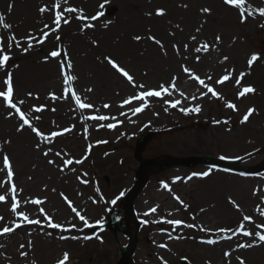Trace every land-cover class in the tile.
<instances>
[{
  "label": "rangeland",
  "instance_id": "rangeland-1",
  "mask_svg": "<svg viewBox=\"0 0 264 264\" xmlns=\"http://www.w3.org/2000/svg\"><path fill=\"white\" fill-rule=\"evenodd\" d=\"M56 2L0 0V14L5 16V22L12 25L8 30L0 24V37H4L5 45L12 44L11 49L6 48L12 59L6 68L0 69V82L5 79L6 72L12 73L13 102L24 100L21 110L30 118L37 115L41 117L39 121L33 120L41 131L46 134L64 128H72V131L55 138L51 143H42L38 150L35 147L38 138L27 127L23 132L17 131L22 122L15 110L9 109L0 98V168L3 167L2 156L7 154L15 173L13 182L17 185L16 198L21 201L18 212L24 211L30 218L40 219L41 224L46 225L39 212V208L43 207L53 222L66 228L72 224L76 227L62 232L60 229L23 224L12 233L0 235V264H12L15 258L20 259L21 264H57L65 252L69 254L67 264H117L129 238L124 228H109L108 217L112 212L125 217L123 202L135 185L137 171L143 164L154 160H187L197 156H212L240 167H253L264 161V27H261L264 17L257 11L264 8V0H246L248 4H245V8L252 15L245 23L240 22L239 11L225 6L223 0H108L102 9L105 15L95 21L75 17L80 16L79 10H82L83 16L90 18L101 11L99 5L104 0H59L61 11L67 7L78 10L71 14L64 13L71 23L64 25L62 22L59 32H51L43 44L33 40V47L28 52L22 51L27 45L24 37L32 34L39 39L42 36L41 29L49 31L44 29L45 24L54 27L52 21ZM10 4L13 6L11 11ZM184 4H187V8L182 6ZM44 6L50 10L41 13L39 9ZM202 8L211 9V14L202 13ZM157 9H164L165 15H155ZM108 21H111L108 27H103ZM85 23L94 24L95 27L81 30ZM177 24L182 31L175 27ZM198 27H201L199 33L195 31ZM13 35L20 41L21 47L12 42ZM57 35L60 36L59 40L55 38ZM136 35L144 38L136 41L133 39ZM149 35L160 39L164 49L161 50L148 40ZM192 35H196L197 41L201 43H209V51L196 53L194 48L198 43L190 39ZM217 35L221 37L218 44L215 41ZM176 43L181 46L179 54L172 47ZM183 43L189 45L187 52L183 49ZM53 50H60L62 56L67 51L73 64L69 71L78 77L73 87L98 112L76 109L71 99L50 98V93L60 96L63 87L57 62L60 58L48 55ZM164 51L167 52L166 56ZM253 53H259L260 59L249 68L247 61ZM106 56L129 71L137 85L157 88L159 84L167 85L173 77H177L178 91L163 99L148 98L144 102L147 107L139 113H134L132 109L142 107L140 101L121 107L125 98L142 89L133 87L112 69L105 60ZM197 56L200 57L199 62ZM224 56L228 57L227 61H223ZM181 65L189 67L194 74L214 87L223 99H216L211 94L200 98L206 89L184 73ZM232 69L231 80L223 85L215 83L226 74V70ZM241 73H245V76L238 88L234 81ZM208 76L212 77L210 81ZM53 82L56 85L50 86ZM244 86H252L256 91L237 98V92ZM87 88L93 91L86 92ZM180 91L185 93L187 99L179 95ZM28 92H32L33 97L27 96ZM36 96L39 99H35ZM193 96L198 98L193 100ZM175 100L182 101L176 108L165 103ZM227 102L236 104L238 110L226 107ZM105 103L111 107L105 109ZM40 105L45 106V111H29L32 106ZM195 107H200L201 111L187 114L180 111V108ZM52 108L56 111H51ZM249 108H255L256 111L247 122L241 123ZM122 112L126 115H121ZM95 114L115 116L119 123L82 119V116ZM121 119L129 120L131 128L125 130L126 126H120ZM112 122L117 123L114 129L95 126L97 123L106 125ZM146 132H150L151 136L140 157H137V141ZM23 137L25 140L21 144ZM98 140L107 143L97 145ZM89 144L93 146L90 154L86 151ZM49 148L52 151L48 157H44L43 151ZM21 149L26 154H21ZM56 152H60L63 159H81L84 155L88 158L83 164L70 166L75 168V172L67 168L60 172L57 165L62 167L63 164L61 157L55 156ZM48 159H54L56 164H48ZM84 172L88 173L86 177L82 175ZM204 172H210V175H193ZM78 176L88 183H81ZM239 179H251L253 184L245 192L235 189L233 192L226 191L224 196L202 192L207 182L227 186L230 181ZM5 180L6 172L0 171V182ZM165 184L170 190L164 187ZM150 186L167 194L166 203L170 205V213H143L140 197ZM10 188V183L0 186V195L7 198L6 202H0V216L4 218L0 221V229L4 226L15 227L13 222H19V218L11 212L13 201ZM61 193L72 201L73 206L87 217L93 227H84L83 222L72 215ZM176 196L184 203L177 201ZM28 198H40L46 202L42 205L24 204ZM228 199L240 206L239 210L235 207V212L240 214L239 219L229 216L232 208L227 204ZM261 212H264V168L250 176L202 164L150 169L144 174L141 189L133 204L132 229L136 238L133 264H164V261L167 264H183V260L189 264H238V256L246 264H264V242H260L256 235L264 234V228L256 227L264 224ZM200 214L215 220L208 229H215L216 226L236 229L230 219H234L238 226L244 215L250 216L252 220L245 222L251 226L253 233L255 230V240L245 241L231 232H203L166 222L180 219L195 224ZM225 235H231L232 239L222 238ZM61 236L67 239H60ZM85 236L90 239H84ZM205 237L218 241L210 245L213 250H217L214 254L202 249L199 241ZM29 241L32 242L30 247ZM253 241L258 243L259 253L252 250L256 246L238 247L240 243ZM8 244L12 252L6 247ZM21 244L25 245L24 249L20 248ZM225 244L231 245V248ZM21 251H26L28 255L19 257ZM225 252H231V256L226 257Z\"/></svg>",
  "mask_w": 264,
  "mask_h": 264
},
{
  "label": "snow or ice",
  "instance_id": "snow-or-ice-1",
  "mask_svg": "<svg viewBox=\"0 0 264 264\" xmlns=\"http://www.w3.org/2000/svg\"><path fill=\"white\" fill-rule=\"evenodd\" d=\"M108 2V0H104V3H101L99 5V8L101 9V11H98L95 15L91 16L90 18L84 17L83 16V12L82 10H79L81 12L80 16L75 17L76 19H80V20H84V19H91L93 21L95 20H99L100 17L105 15V12L102 11V9L105 7V4ZM223 4L225 6H229V7H233L235 9H237L239 11V16H240V22L241 23H245L248 19V17L250 15H252V13L250 11H247L245 8V4H246V0H223ZM184 8H187V4L182 5ZM13 6L10 4L9 5V11H11V8ZM61 9V4L59 2V0H57V2L54 5V19L52 21V25H54V27H52L49 24H45L44 25V29H49V31H44L43 29H41V33L42 36L41 38H37L36 36L32 35V34H28L26 37H24V39L27 41V45L26 47L22 48V51L24 52H28L32 47H33V43L32 41L35 40L37 43L39 44H43L45 40H47L48 36L51 34V32H59L60 28H61V24L63 22L64 25L70 24L71 23V19H69L67 16H65V12L68 14L71 13H75L78 10L72 7H67L65 8L63 11L60 10ZM50 9L48 8V6H44L41 7L39 9V11L41 13L47 12ZM246 11H247V15H246ZM259 15L261 17H264V8H260L257 10ZM202 13L205 14H211V9L209 8H202L201 9ZM155 15L157 16H163L165 15V10L164 9H157L155 12ZM111 21H108L107 23H105L103 25V27L107 28L108 24H110ZM0 24L3 25L4 29H8L10 30L12 28V25L5 22V16L3 14H0ZM95 25L94 24H90V23H85L82 26L81 30L84 29H90V28H94ZM177 29L179 30H183L180 28V25H176L175 26ZM202 27V25H201ZM201 27H198L195 29V31L197 33H199L201 31ZM261 27H264V25H261ZM171 35H174V33H171ZM56 40L60 39V36L57 35ZM144 37L140 36V35H136L133 37L134 40L136 41H140L141 39H143ZM147 39L152 41L153 43H155L156 45H158L160 47L161 50L164 49V44L162 43V41L160 39H157L155 36L149 35L147 36ZM190 39L192 41H197V36L196 35H192L190 37ZM11 40L13 43H15V45L17 47H21L20 41L17 40V38L15 37V35H13L11 37ZM216 43L218 44L221 41V37L219 35L216 36L215 38ZM198 46H196L194 48V51L196 53H200L201 51L203 52H208L210 45L207 42H199L197 41ZM183 49L185 52L188 51L189 45L188 43H183ZM12 44L9 43L7 45H5L4 42V37H0V69H4L8 66L9 61L12 59L11 55L9 54L8 51H6L7 49H11ZM173 49L175 50L176 54H179L181 51V46L179 43L173 44L172 45ZM165 56L167 55V52L164 51L163 53ZM49 57L51 58H60L57 62L59 64L60 67V72H61V76H62V91H61V95L57 96L55 93H50L49 96L52 100H73L76 109L79 110H94L96 112H98L99 110L95 108V106L90 103L87 102L85 99H83L79 94H77L76 89L73 87L74 82L78 79L77 76L72 75L70 73L69 70H71L73 68V64L71 62V58L68 57L67 51L65 50L63 52V56L60 50H53L51 51L49 54ZM200 57L197 56L196 60L197 62H199ZM258 59H260V54L259 53H253L251 54L250 58L248 59L247 63L249 68H251V66L254 64V62H256ZM105 60L107 61V63L111 66L112 69H114L117 73H119L122 77H124L127 82L132 85L133 87H138L140 89H142V91H140L137 94H133L130 97H127L123 100L121 107H124L125 105H131L133 104L134 101H140L142 103V107H135L133 108V112L134 113H139L142 112L144 110L145 107H147V104L144 103L148 98L151 97H155V98H160L163 99L164 96H172V94L174 92H177V86H176V79L177 77H173L168 83L167 85L165 84H159L157 86V88H147L144 84H139L137 85L135 83L134 80V76L131 75L129 73V71H127L124 67H122L116 60L112 59L111 57H105ZM228 57L224 56L223 57V61H227ZM66 65V68H65ZM182 71L186 74H188V76L193 79L194 81H196L200 86H202L204 89H206V92H202L200 94V98H202L203 96H207L208 94H211L212 97L216 98V99H223V96L221 95V93H219L214 87H212L209 83H206L204 79H202L199 75L194 74L189 67L187 66H183L181 65ZM234 72V69L232 70H226V74L222 75L221 77H219L215 83L219 84V85H223L225 84V82L229 81L232 79V74ZM146 74V73H145ZM245 73H241L236 80L234 81V84L240 88L241 87V81L244 79ZM207 79L210 81L212 79L211 76H208ZM86 92H92L93 89L91 88H87L85 90ZM256 90L254 87L252 86H244L241 88V90H239L237 92V98H243L245 97L246 94L249 93H254ZM179 95L185 99H187V97L185 96V93L180 91ZM13 96H14V81H13V75L11 72H6L5 73V79L0 82V98H2V101L7 103V107L9 109H14L15 110V114L18 115L19 120L22 122L18 125L17 127V131L18 132H23L25 127H27L28 129L31 130L32 133L35 134V136L38 138V142L36 143L35 147L36 149H40V145L42 143H51L53 140H55V138L64 135L67 132L72 131V128H64L62 131H51L50 133L46 134L45 132L41 131L40 128L36 127L33 123V120L39 121L41 119L40 116H32L30 118V116L28 114L25 113V111L21 110V105L24 104V100H18L16 102H13ZM27 96L29 97H33V93L32 92H28ZM198 97L193 96L191 97V99L195 100ZM35 99H39L38 96L35 97ZM165 103H169L170 106L172 108H176L178 105H180L182 103L181 100H175L174 102L172 101H165ZM103 107L105 109H108L111 107V105L105 103L103 105ZM226 107L237 111V106L234 103L231 102H227L226 103ZM29 111L31 113H41L43 111H45V106L44 105H40V106H32ZM51 111H56L55 108H52ZM181 112H185L190 113V112H196L199 113L201 111L200 107H195V108H180ZM256 111L255 108H249L246 112V114L243 115V118L241 120V123H245L249 120V117L252 116V114ZM11 115V113H10ZM121 115H126V113H121ZM83 120H92V121H97V122H101V121H117V117L115 116H109V115H103V114H95V115H88V116H82ZM117 123H119V121H117ZM117 123H108L106 125L104 124H99L98 127H107L108 129H114L117 126ZM217 123H219L217 121ZM74 127V126H73ZM87 128L85 129V134H87ZM6 143H11V141H6ZM97 145L99 144H104L107 143V141L105 140H98ZM92 145L89 144L87 147V153L90 154L91 149H92ZM52 151L51 148L43 151V156L44 157H48L49 153ZM67 155V154H65ZM55 156L57 157H61V153L60 152H56ZM88 158L87 155H84L81 159H73V158H67V159H63V157H61L62 159V164L63 166H59L57 165V167L59 168L60 172H64L65 169H70L71 171L75 172V168H70L71 165L73 164H83L84 160H86ZM225 157H221V159H224ZM47 163L50 165H55L56 161L54 159H48ZM2 165L3 167L0 168V171H5L6 172V176H7V180L0 182V186H2L3 183H10L11 188V198H12V205H11V212L17 216L19 218V222H13L15 224V227H9V226H4L2 229H0V235H4V234H8V233H12L14 232L16 229L20 228L23 226V224H31V225H41V220L40 219H32L29 217V215L24 212V211H17L18 208L21 207V201L19 199H17V185L16 183L13 182L15 173L13 170V164L11 159L9 158V156L7 154H4L2 156ZM84 177H86L88 175L87 172H84L82 174ZM193 175H200L203 177H207L208 175H210V172H204V173H193ZM78 180H80L81 183L87 184L88 181L81 179L80 176L77 177ZM189 179H191V177H189ZM165 188H168V185L165 184L164 185ZM170 190V189H169ZM20 191L22 192L23 189H20ZM53 191H55V189H53ZM258 191V190H257ZM63 199L67 202L69 208L71 209V211L73 213H75L76 217H78V219L80 221L83 222V226L86 228H91L94 225L91 224L89 222V220L87 219V217L85 215H83L80 211H78L76 209V207L73 206V203L71 200L68 199L67 196H65L63 193L60 194ZM175 199L177 201H179L181 204H183L184 202L182 200H180L179 196H176ZM7 198L4 195H0V202H6ZM46 201L40 198H28L24 200V204H32V205H42L44 204ZM112 203H115V201H112ZM230 203H232L234 205V207L237 208V210H239L240 206L238 204H236V202L234 200L230 199ZM259 210V209H258ZM152 212L156 211V208H152L151 209ZM39 212L43 215L44 221L46 222L47 227L53 228V229H60L62 232L63 231H69L73 228L76 227V225L72 224L70 225V227L66 228L64 225L60 224V223H56L53 222V219L51 216H49L45 211L44 208L41 207L39 208ZM261 215H264V212H261ZM4 218L2 216H0V221H2ZM193 219H195V217H193ZM252 217L244 215L242 217V222H240L238 224V227L236 229L233 228H227V227H221L216 229V233L220 234V233H229L231 232L233 235H243L245 237H250L253 236V232L250 230H246L245 225L243 223V221H251ZM168 224L174 225V226H183V227H187V228H198L199 231H203V232H211V229H207L205 228L203 225H196V224H188L185 223L184 221L180 220V219H169L166 221ZM257 228H264V224H260V225H256ZM48 235H51V233H48ZM258 236V240L260 242H264V234H260L257 233L256 234ZM73 239H75L76 237H72ZM222 238L224 239H228L231 240L232 236L231 235H225ZM60 239H67V237L65 236H61ZM84 239H90V237L85 236ZM202 243L208 244V245H214L216 244L218 241L215 239H207V240H202ZM29 247L32 245V242L29 241L28 242ZM254 246L253 243H240L238 244L239 248H252ZM25 245L21 244L20 248L24 249ZM161 247H166V245H161ZM20 255L22 257H26L28 255V253L26 251H21ZM224 255L227 256H231V252H225ZM238 261V264H246L245 260L242 257H237L236 258ZM69 260V254L67 252H65L63 254V258L59 259L57 261V264H67ZM34 264V262H33ZM164 264H167V261H164Z\"/></svg>",
  "mask_w": 264,
  "mask_h": 264
},
{
  "label": "bare ground",
  "instance_id": "bare-ground-1",
  "mask_svg": "<svg viewBox=\"0 0 264 264\" xmlns=\"http://www.w3.org/2000/svg\"><path fill=\"white\" fill-rule=\"evenodd\" d=\"M246 4H248V3L246 2ZM52 85H56V83L53 82V83L50 84V86H52ZM112 123H116V122H112ZM95 126H96V128H100V127H98V123ZM118 126H119V124H118ZM120 126H126V129L125 130H128V129L131 128L132 123L129 120L127 121V120L121 119V125ZM106 129H108V128H106ZM24 140L25 139L23 137L22 138V141H21V144L24 142ZM21 151H20L21 154H23V155L26 154L22 149H21ZM27 154H29V152H27ZM18 157L21 158V156H20L19 153H18ZM70 177H73V176H70ZM252 184H253V182H252L251 179L233 180V181H230V183L227 186L226 185H224V186L217 185V184H215V182H207L205 185H203L202 192H203V194L209 193L212 196H217V194H220V195H223L224 196L225 193H227L226 191L233 192L235 189L239 190L240 192H245V191H247L250 188V186ZM166 189L169 190V187L166 188ZM191 190H193V189H191ZM140 199L142 200V203H143L142 204L143 205V208H142L143 209V213H146V214H148V213H154V212L151 211L152 208H156V211L155 212H157V213L158 212H161V211L162 212H165V213H170L169 212L170 211L169 210L170 208H168L170 205L168 203H166V201H167V194H165L164 192L160 191L159 189L154 188L153 186L148 187V189L144 192V194L140 197ZM205 199H209V198H205ZM228 200L229 201H228L227 204H228L229 207L232 208V211H229L231 213L229 216L235 218V220L236 219H239L238 218V215H240V214H238L237 212H235V211H237L236 208L234 207V205L232 203H230V199H228ZM72 215L74 217L76 216L75 213H73V212H72ZM197 217H198V219L201 220V221L199 220L201 222V224L198 222V219H196L195 224L198 225V226L199 225H203L207 229L209 228V226L211 225V223L213 224V222L215 221L214 219H210L207 216H204V215H201V214H200V216L197 215ZM230 220L232 222L231 223L232 226L235 225V227H238L237 226V223L234 221V219H230ZM240 222H242V220H240L239 223ZM204 223L206 224V226H205ZM243 223L245 225L246 230H250V231L253 232L251 226H248L245 221H243ZM216 225H214V226H216ZM41 226L43 227V229H47L48 228L47 225H45V224H41L40 227ZM195 229L198 230V228H195ZM216 229H218L217 226L215 227V229H211V230L213 232H216L215 231ZM254 234H256L255 233V230H254L253 235ZM237 237H240V238H242V240H245V241H248V239L249 240H251V239L255 240V237H253V236L245 237L243 235H237ZM206 238L207 237L202 238L201 241L202 240H207V239H212V238H207V239ZM201 241H199V242H200L201 247H202V249L204 251H206L208 253H213V254L217 251L216 249L215 250L212 249L213 246L211 247L210 245L205 244V243H202ZM252 243L254 244V246H256L255 248H252L253 252L259 253L260 248H258V243L256 241H253ZM225 246L228 247V248H231V245H228L227 246L225 244ZM6 247L9 248V251L10 252L13 251L12 248H11V245L8 244V245H6ZM19 257H21L20 254H19ZM13 261L14 262L12 264H21L20 259H16L15 258Z\"/></svg>",
  "mask_w": 264,
  "mask_h": 264
},
{
  "label": "water",
  "instance_id": "water-1",
  "mask_svg": "<svg viewBox=\"0 0 264 264\" xmlns=\"http://www.w3.org/2000/svg\"><path fill=\"white\" fill-rule=\"evenodd\" d=\"M148 137H149V134H145L144 137L138 142V148L136 150L137 155H140V152L143 149L145 142H146ZM195 164H210V165L222 166V167H226V168H230V169H236L238 171H241V169H239V168L232 167L226 163L218 162L210 156L195 157V158H192L189 160L170 159V160L160 161V162H150V163L143 165L140 168V170L138 171L137 183L133 187V189L130 191V193L128 194L126 201L124 203L126 218L124 219L123 225L125 226L127 234L130 237V243L128 245V248L122 252L121 260L119 261L118 264H133L132 253H133V249L135 246V241L132 237V232H131V211H132L133 201L136 199L138 192L140 190V187H141V184L143 181L144 173L153 167H165V166H171V165H195ZM263 166H264V163L261 164L259 167L247 170V172L253 173V172L261 169ZM120 221H121L120 217L116 213H113L110 216V219L108 221V226L109 227H112L114 225L120 226L121 225ZM184 263L188 264L186 261H184Z\"/></svg>",
  "mask_w": 264,
  "mask_h": 264
}]
</instances>
